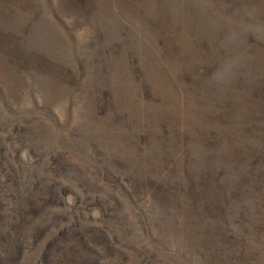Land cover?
<instances>
[{
    "label": "rangeland",
    "instance_id": "rangeland-1",
    "mask_svg": "<svg viewBox=\"0 0 264 264\" xmlns=\"http://www.w3.org/2000/svg\"><path fill=\"white\" fill-rule=\"evenodd\" d=\"M0 264H264V0H0Z\"/></svg>",
    "mask_w": 264,
    "mask_h": 264
}]
</instances>
